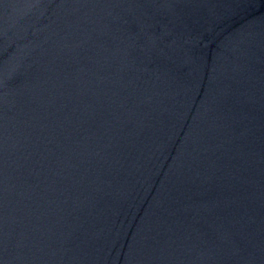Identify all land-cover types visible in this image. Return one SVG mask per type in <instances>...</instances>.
I'll return each instance as SVG.
<instances>
[{
	"label": "water",
	"instance_id": "1",
	"mask_svg": "<svg viewBox=\"0 0 264 264\" xmlns=\"http://www.w3.org/2000/svg\"><path fill=\"white\" fill-rule=\"evenodd\" d=\"M0 264H264V0H0Z\"/></svg>",
	"mask_w": 264,
	"mask_h": 264
}]
</instances>
